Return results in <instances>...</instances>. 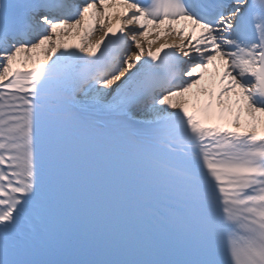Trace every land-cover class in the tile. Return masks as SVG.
Wrapping results in <instances>:
<instances>
[{
    "label": "snow or ice",
    "instance_id": "6c2138e0",
    "mask_svg": "<svg viewBox=\"0 0 264 264\" xmlns=\"http://www.w3.org/2000/svg\"><path fill=\"white\" fill-rule=\"evenodd\" d=\"M0 264H264V0H0Z\"/></svg>",
    "mask_w": 264,
    "mask_h": 264
}]
</instances>
